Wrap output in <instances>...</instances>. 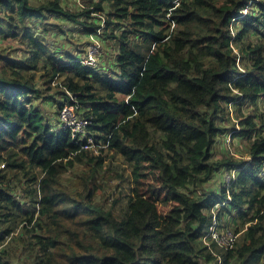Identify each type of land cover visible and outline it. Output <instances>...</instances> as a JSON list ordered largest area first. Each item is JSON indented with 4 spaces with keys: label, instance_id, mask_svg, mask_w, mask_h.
Here are the masks:
<instances>
[{
    "label": "trees",
    "instance_id": "16d2710c",
    "mask_svg": "<svg viewBox=\"0 0 264 264\" xmlns=\"http://www.w3.org/2000/svg\"><path fill=\"white\" fill-rule=\"evenodd\" d=\"M65 1L0 0V41L19 48L0 53V264H218L202 239L222 204L239 234L214 247L223 264H261L264 0ZM51 19L113 42L115 67L55 48ZM65 104L87 123L75 137ZM222 138L248 159L216 160ZM106 152L132 168L124 204L98 198Z\"/></svg>",
    "mask_w": 264,
    "mask_h": 264
},
{
    "label": "rangeland",
    "instance_id": "374dc122",
    "mask_svg": "<svg viewBox=\"0 0 264 264\" xmlns=\"http://www.w3.org/2000/svg\"><path fill=\"white\" fill-rule=\"evenodd\" d=\"M65 3L67 5H64L66 7H69L71 9H76L77 10V5H76V0H66ZM86 8V7H85ZM246 13L243 12L242 16H245ZM97 16V15H95ZM99 17H93L90 23H96L99 22ZM53 23L59 24L62 28V30L58 31H52L50 36L51 40L55 41L54 45L55 48H59V50L62 52L64 50L70 51V53L74 55H80L81 52L84 50L87 52L86 57H88L89 53L91 52L93 54L94 60L98 64L105 65L104 68L110 67L113 68L115 67L113 57L116 56V48L114 47L113 42H106L104 40V36L102 39H89L84 36H80L78 33V28L72 27L69 24H64V23H57L54 22L53 19H51ZM232 34L236 35L237 34V27L239 21L232 22ZM90 41V42H88ZM246 42L251 41L253 45L258 43V38L255 36V34H251L248 38L245 39ZM139 44V46H138ZM138 48H140L145 54H148L149 51L153 48L151 47L150 49H147L146 46H141L142 41H138L136 44ZM18 46L15 44H8L5 41H0V53L1 54H9L10 56H18ZM57 51V49H55ZM97 64V65H98ZM105 68V70H107ZM54 87V94L58 95V92H60V89H58V85L53 84ZM45 110L49 111L50 113L56 112L54 109H50L49 107H46ZM73 111V110H72ZM70 111L68 114L64 115V118H62V114L56 119L61 117L60 124L62 125V128H64L65 124H73L75 123L76 125L82 121V118L79 114H77L75 111L72 113ZM95 150V155H98L99 150L96 148H93ZM216 151L214 150V158L216 160H221L224 158L226 155H233L237 159H242V160H247L248 159V154H247V143L244 142L242 139L240 140H235L233 143L230 142L229 138H222L218 140L217 146H216ZM107 157V160L105 163L111 165V166H106V169L108 172L105 174L108 179L105 181L106 182V187L104 190V194H100L98 196L99 199L101 200H107L109 204H112L116 199H120V203L124 204L127 202V197L131 194V188L133 185V180L131 177V171L132 168L129 165H126L123 162V159L120 157L117 158H112V153L106 152L104 154ZM77 171L81 170V167H77ZM111 170V171H110ZM117 175H122L123 179L117 178ZM69 177L75 178L76 172L70 171L68 173ZM225 178V177H224ZM223 177L217 176L214 181L211 182V184H208L206 186L207 191L210 190L212 187H214L215 184H219L222 181ZM225 180L228 182L229 181V176L226 175ZM100 181V180H99ZM119 187V188H117ZM227 219V218H226ZM264 264V261L261 263Z\"/></svg>",
    "mask_w": 264,
    "mask_h": 264
},
{
    "label": "built area",
    "instance_id": "2783aa9c",
    "mask_svg": "<svg viewBox=\"0 0 264 264\" xmlns=\"http://www.w3.org/2000/svg\"><path fill=\"white\" fill-rule=\"evenodd\" d=\"M251 6V3L249 4ZM248 12V10H245L244 13ZM98 61L96 62L94 60L93 54L90 52L88 57H86L84 64L96 66ZM73 110V111H72ZM70 111L74 113L76 112V107L72 105L65 104V107L62 111V118H64V115L68 114ZM77 113V112H76ZM87 125L86 122L82 121L80 124L77 125L75 123L73 124H65L64 128L71 129L73 136L75 137L77 134L84 132V128ZM86 136V135H85ZM236 172L232 173V176H229V181L231 178H235ZM264 174V173H263ZM224 207V204L220 206H217L213 211V225L211 226L209 232L203 237V244L208 247L209 250L212 251V253L217 257L216 262L218 264H223V258L222 256L216 252L214 247L221 248L223 250H231L233 249L234 245L236 244L239 234H236L235 230L231 227L226 226L225 220L222 221L218 215L220 213V209Z\"/></svg>",
    "mask_w": 264,
    "mask_h": 264
},
{
    "label": "clouds",
    "instance_id": "9594fccd",
    "mask_svg": "<svg viewBox=\"0 0 264 264\" xmlns=\"http://www.w3.org/2000/svg\"><path fill=\"white\" fill-rule=\"evenodd\" d=\"M86 59V58H85Z\"/></svg>",
    "mask_w": 264,
    "mask_h": 264
}]
</instances>
